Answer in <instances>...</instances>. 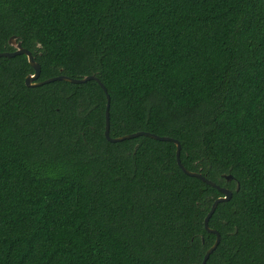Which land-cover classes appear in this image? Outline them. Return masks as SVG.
Segmentation results:
<instances>
[{"label":"trees","instance_id":"16d2710c","mask_svg":"<svg viewBox=\"0 0 264 264\" xmlns=\"http://www.w3.org/2000/svg\"><path fill=\"white\" fill-rule=\"evenodd\" d=\"M11 35L38 81L103 83L111 137L175 138L232 191L205 264H264V0H0ZM30 73L0 56V264H200L222 193L172 141H108L96 80Z\"/></svg>","mask_w":264,"mask_h":264},{"label":"water","instance_id":"95a60500","mask_svg":"<svg viewBox=\"0 0 264 264\" xmlns=\"http://www.w3.org/2000/svg\"><path fill=\"white\" fill-rule=\"evenodd\" d=\"M8 43H9V45L14 47V50L13 51L0 52V56L13 57L15 55L24 54V55L27 56L28 62L31 65V67L33 68V73H30V74L26 75V77H25V85L26 86L35 87L37 85H41L43 83L51 82V81L56 80V79H63V80H67V81L74 82V83H82V82H86L87 80H90V79L96 80L99 83V85L102 87L103 91L106 93L104 136H105V138L108 141H110V142H118V141H122V140H125V139L135 138V137L140 136V135L149 136V137H151L153 139H156V140L172 141L176 145V162L181 167V169L185 173H187L188 175L198 177V178L202 179L204 182L216 187L222 193L221 196L217 197L213 201V203L211 205V208H210L209 212L207 213V215H206V217L204 219V225H205V228L207 229V231L216 234V238H215L214 243L206 250V252L204 254V257H203V259H202V261L200 263V264H205L207 258L212 253V251L217 247V245L219 243V240H220V235H219L218 231L213 229V228H210L208 226V220L211 217V215L213 214V212H214V210H215V208H216V206H217V204L219 202L228 201L231 198L232 191L230 189L226 188V187H221V186L217 185L216 183L212 182L208 178L202 176V174H200V173L192 172V171H189L188 169H186L182 165L181 160H180V150H181L180 142L177 139H175V138H172V137H169V136H161V135H158V134H155V133H152V132L142 131V130L141 131H136V132H133V133H129V134H125V135H121V136H117V137H111L110 133H109L110 96L107 93L106 87L103 85V83L97 77H95L93 75H86V76H84V77H82L80 79H76V78L68 77L66 75H58V76H55V77H51V78H47V79L38 81L41 69H40V64L34 60L33 54L27 48H24L21 45V42L18 41L16 35H11L9 37V39H8ZM225 178L227 180H230L232 178V175L227 174V175H225ZM238 186H239V183H237V188H238Z\"/></svg>","mask_w":264,"mask_h":264}]
</instances>
